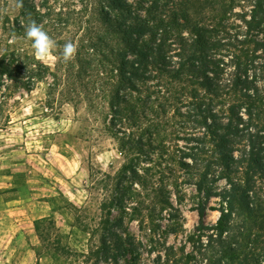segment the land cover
<instances>
[{
	"label": "trees",
	"instance_id": "1",
	"mask_svg": "<svg viewBox=\"0 0 264 264\" xmlns=\"http://www.w3.org/2000/svg\"><path fill=\"white\" fill-rule=\"evenodd\" d=\"M92 1L88 14L39 13L30 0L21 9L40 25L46 20L57 45L80 24L75 55L67 62L60 55L61 76L50 89L74 99L99 96L122 156L112 174L89 169L92 186L103 192L90 233L99 237L88 250L93 264H122L134 251L126 218L156 234L164 213L181 215L187 185L198 194L188 240L208 254L204 264H264V0ZM23 51L0 45L4 100L17 87L33 90L50 71ZM190 117L198 133L183 149L178 134ZM211 200L218 204L214 223L205 221ZM43 223L51 220L34 222L41 242L51 227L43 230ZM176 256L170 246L152 264H189L188 256Z\"/></svg>",
	"mask_w": 264,
	"mask_h": 264
},
{
	"label": "rangeland",
	"instance_id": "2",
	"mask_svg": "<svg viewBox=\"0 0 264 264\" xmlns=\"http://www.w3.org/2000/svg\"><path fill=\"white\" fill-rule=\"evenodd\" d=\"M90 1L94 2L30 0V4L39 13L51 7L56 12L83 9L84 14ZM28 19L21 7L15 6V0H0V45L21 47L28 56H34L31 41L15 29L16 22L25 26ZM79 26L63 34L54 49L55 59L40 61L50 71L33 90L17 87L5 100L0 93V264H93L88 250L99 237L90 238V233L99 223L103 192L92 186L89 169L112 174L121 165L122 156L106 131L107 104L99 96L90 101L83 92L74 99L72 93L63 96L58 93L60 89H50L53 76L60 75L57 67L62 46L71 41L77 49L75 32ZM13 33L17 39L9 43ZM195 127L190 117L178 134L179 147L190 145L185 139L198 133ZM184 189L185 200L177 206L181 215L170 218L164 213L156 234L140 230L135 220L125 219L135 249L123 256L122 264H152L158 257L163 260L170 246L176 257L188 256L189 264H204L208 254L198 252L188 240L198 220L192 210L198 194L191 185ZM209 207L205 221L214 223L218 204L211 200ZM118 216L113 211V218ZM38 219L51 220V225L41 226L43 230L51 226L45 242L38 239L34 229Z\"/></svg>",
	"mask_w": 264,
	"mask_h": 264
},
{
	"label": "clouds",
	"instance_id": "3",
	"mask_svg": "<svg viewBox=\"0 0 264 264\" xmlns=\"http://www.w3.org/2000/svg\"><path fill=\"white\" fill-rule=\"evenodd\" d=\"M15 6L17 8L22 7V0H15ZM24 39L31 41V47L34 50L35 59L44 61L49 58L55 59L54 49H56V42L47 34L43 29V26L36 21L27 20L25 24ZM17 39L16 34H12L9 39V43L15 42ZM76 45L69 41L62 46V59L67 62L71 60L76 52ZM5 79H8L5 76Z\"/></svg>",
	"mask_w": 264,
	"mask_h": 264
}]
</instances>
